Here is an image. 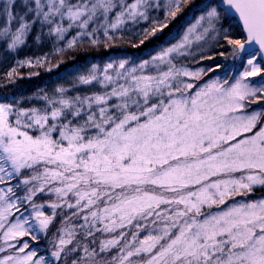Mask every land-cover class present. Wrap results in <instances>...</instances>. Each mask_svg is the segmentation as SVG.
Returning <instances> with one entry per match:
<instances>
[{
    "label": "snow or ice",
    "instance_id": "1",
    "mask_svg": "<svg viewBox=\"0 0 264 264\" xmlns=\"http://www.w3.org/2000/svg\"><path fill=\"white\" fill-rule=\"evenodd\" d=\"M191 7L0 0V52L18 54L29 37L54 54L99 46L144 22L133 30L142 45ZM233 17L242 38L224 27ZM194 19L150 60L79 76L99 92L57 88L39 108L0 103V264H53L30 241L58 217L54 264H264V0H209ZM214 49L231 63H181L212 60ZM217 70L224 78L190 82Z\"/></svg>",
    "mask_w": 264,
    "mask_h": 264
},
{
    "label": "trees",
    "instance_id": "2",
    "mask_svg": "<svg viewBox=\"0 0 264 264\" xmlns=\"http://www.w3.org/2000/svg\"><path fill=\"white\" fill-rule=\"evenodd\" d=\"M209 0H191L192 7L178 16L175 20L169 22L168 27L162 32H159L156 37L149 38L144 44H140V38L133 35V31H124L117 33L116 37L107 43H102L99 46L84 45L76 48L75 50L65 51L60 54H54L52 45L50 42L45 41L44 44L37 46L34 43L32 37H29L28 47L23 48L16 57L9 63L0 67V103H18V101H30L31 103L41 105L37 102V99L44 94L49 96L53 95L55 89L66 88L70 81H74V74L86 75L92 70V66H98V69L102 71L103 67L108 63L119 64L122 60H127L129 65L139 64L144 60H148L152 57L156 51L167 43H173L177 41L181 35L184 27L200 13V9L203 8ZM162 19V14H160ZM234 25L239 28L237 31L239 37L242 38L243 34L239 26L236 23ZM149 24H143L141 28L135 30L140 31L145 27H149ZM101 36V40H103ZM217 50L208 53L207 55H215ZM45 54L49 55V61L43 66L36 67H20L17 73L12 78H9L6 74L15 66L17 60H24L26 58L42 57ZM199 63L193 60H183L181 63L186 64L189 68L195 70L197 68H208L211 64V60L196 58ZM59 65V67H56ZM51 69V71H49ZM79 70V71H78ZM224 76L223 71L209 72L204 76L202 81H190L197 84H202L209 79H216ZM67 95L71 96L68 91ZM81 95V94H75ZM22 102L21 104H24ZM256 195H260L259 192ZM42 202V201H38ZM47 214H51L50 209L45 210ZM60 226L59 217L55 222V226L51 228V231L47 234H40L39 240L30 241L31 248L37 250L40 254L46 256V259L53 261L50 252L52 246L50 241L53 238V233ZM30 239V238H25ZM3 255V254H0Z\"/></svg>",
    "mask_w": 264,
    "mask_h": 264
},
{
    "label": "rangeland",
    "instance_id": "3",
    "mask_svg": "<svg viewBox=\"0 0 264 264\" xmlns=\"http://www.w3.org/2000/svg\"><path fill=\"white\" fill-rule=\"evenodd\" d=\"M155 15V14H154ZM200 15V13L198 14V15H196V17L197 16H199ZM195 22V19H193L192 21H190L185 27H184V29L182 30V32H181V35H180V37H179V39L181 38V36L183 35V33H184V31L187 29V27L189 26V24L190 23H194ZM234 21H232V20H229L228 22H225L224 23V27L225 28H230V31H231V33H232V35L235 37V38H237V37H239V34H237L238 33V29L239 28H237L235 25H234ZM143 24H145L144 22H141L139 25H133V24H129L127 27H126V30L125 31H133V30H137V29H139V28H141V26L143 25ZM178 39V40H179ZM177 40V41H178ZM177 41H175V42H173V43H167V44H165V45H163L162 47H160L157 51H156V53L153 55V56H155V55H157L163 48H167V47H169V46H171L172 44H175ZM35 43V42H34ZM44 44V43H43ZM42 45V44H41ZM38 47H40V45H37ZM215 50H217V51H221L222 49H214V50H212V51H210V52H213V51H215ZM210 52H208V53H210ZM207 53V54H208ZM16 53H13V54H11V55H4L2 52H0V67L2 66V65H5V64H7V63H9L10 61H12L15 57H16ZM198 58V57H197ZM151 59V57L148 59V60H150ZM183 61V60H182ZM181 61V62H182ZM212 62H211V64H210V66H212V67H215V65L217 64V63H220V64H230L231 62L230 61H228V60H225L223 57H220V56H217V57H214V59H212L211 60ZM98 67V66H97ZM105 67V66H104ZM104 67H103V69H104ZM102 69V70H103ZM219 71H221V70H219ZM79 76H81L80 74H74V81L72 82V81H70V83H68V87L66 86V88H67V91H68V93L71 95V96H73V95H75V94H81V95H91L93 92H99V91H101V87H100V85L99 84H96V83H93V84H88V85H85V84H80L79 83V80H78V78H79ZM220 78H224V76H222V77H220ZM56 90V89H55ZM55 90H53L54 92H55ZM54 94V93H53ZM67 94V93H66ZM69 96V95H68ZM22 102H25L24 104H21ZM37 102L39 103V104H41V105H38V104H34V103H31L30 101H18V105H19V107H22V108H32V107H37V108H39V107H42L43 106V101L41 100V99H37ZM11 103V102H10Z\"/></svg>",
    "mask_w": 264,
    "mask_h": 264
},
{
    "label": "water",
    "instance_id": "4",
    "mask_svg": "<svg viewBox=\"0 0 264 264\" xmlns=\"http://www.w3.org/2000/svg\"><path fill=\"white\" fill-rule=\"evenodd\" d=\"M233 19H235L236 21H237V23L241 26V28H242V24H241V22L239 21V18L238 17H233Z\"/></svg>",
    "mask_w": 264,
    "mask_h": 264
},
{
    "label": "flooded vegetation",
    "instance_id": "5",
    "mask_svg": "<svg viewBox=\"0 0 264 264\" xmlns=\"http://www.w3.org/2000/svg\"><path fill=\"white\" fill-rule=\"evenodd\" d=\"M231 20V19H230ZM236 22V21H235ZM237 24V23H236ZM237 26H239L238 24H237ZM242 31V30H241Z\"/></svg>",
    "mask_w": 264,
    "mask_h": 264
}]
</instances>
